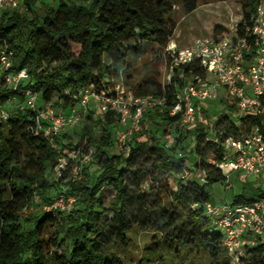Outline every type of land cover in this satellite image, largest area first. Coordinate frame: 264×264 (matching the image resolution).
Wrapping results in <instances>:
<instances>
[{
	"label": "trees",
	"instance_id": "obj_1",
	"mask_svg": "<svg viewBox=\"0 0 264 264\" xmlns=\"http://www.w3.org/2000/svg\"><path fill=\"white\" fill-rule=\"evenodd\" d=\"M86 1L58 0V7L42 19L34 13V0H24V14L19 9L0 14V53L11 52L12 69L28 74L17 90L0 79V110L7 113L0 118V264H125L112 250L128 249V235L136 231L154 234L147 249L152 255L180 249L206 257L209 264H234L223 234L206 215L209 193L189 177L187 155L196 158L194 171L207 185L224 182L215 165L225 158V140L261 125L264 117L240 118L237 127L229 114L221 113L210 133L202 127L193 132L187 151L183 138L172 148L156 138L150 144L142 141L143 126L129 141L128 156L109 152L119 131L114 113L100 116L96 126L90 114L88 123L78 126V142L65 143L63 133L55 138V148L37 132L35 117L44 107L69 113L86 90L109 92L113 73L107 60L122 47L140 42L166 50L176 31V7L191 14L199 0ZM240 2L237 33L242 37L253 24L259 0ZM191 76L203 78L206 72L198 65L178 69L170 84L161 87L150 78L137 84L133 94L162 99L160 121L179 124L182 114L171 116L170 111L177 90ZM24 91L37 94V110L27 104L10 114L11 100H27ZM150 112L143 123L153 119ZM158 126L163 128L160 122ZM78 149L80 157L92 149L91 163L100 166L90 182L72 179V162L60 176L55 173L62 155ZM62 187L76 198L73 208L45 211ZM106 191L112 193L109 205ZM251 201L238 198L234 204ZM28 209L32 225L25 227L21 214ZM136 264L152 262L142 258ZM240 264H264V244L247 248Z\"/></svg>",
	"mask_w": 264,
	"mask_h": 264
},
{
	"label": "built area",
	"instance_id": "obj_2",
	"mask_svg": "<svg viewBox=\"0 0 264 264\" xmlns=\"http://www.w3.org/2000/svg\"><path fill=\"white\" fill-rule=\"evenodd\" d=\"M20 5V0H0V14L6 9H19ZM237 29L238 25L218 39H196L192 45L182 49L169 44L165 50L167 84L172 82L178 69L198 65L206 72L203 78L191 76L175 94L177 104L171 109L170 115L182 114L179 123L181 127L196 124L198 106L217 100L220 88H224L234 100L239 119L247 116L264 117V0H259L253 24L246 34L239 36ZM12 57L11 52L0 53L2 78L17 90V85L27 79L28 74L25 69H12ZM123 86V82L113 81L109 92L97 94L86 90L79 98L78 108H71L69 113L51 106L44 107L35 117L37 132L43 134L55 148V138L68 128L81 126L94 102L97 104L94 110L97 115L114 113L117 116L119 131L115 149L128 156L131 149L129 141L142 131L145 112L156 104L163 106V101L152 95L137 98L130 93L125 96ZM24 95L28 107L37 110V94L24 91ZM0 118H7L4 110H0ZM224 145L225 158L215 166L225 176L227 189L231 188L226 174L228 170L242 171L248 176H264V120L261 125H255L245 132L241 130L237 135L227 138ZM228 150L234 151V154L230 156ZM80 151L78 149L68 156L62 155L55 168L57 176L72 162V179H85L83 170L92 162L93 150L90 149L87 154L78 158ZM75 202L76 198L66 195V189L62 187V193L56 201L45 206L44 210L50 212L61 208L70 211ZM205 212L210 219L218 216L214 224L222 230V244L234 264H240L247 248L264 244V192L258 200L245 204H233L224 208H214L208 204Z\"/></svg>",
	"mask_w": 264,
	"mask_h": 264
},
{
	"label": "rangeland",
	"instance_id": "obj_3",
	"mask_svg": "<svg viewBox=\"0 0 264 264\" xmlns=\"http://www.w3.org/2000/svg\"><path fill=\"white\" fill-rule=\"evenodd\" d=\"M68 2L78 5L88 4L86 0H68ZM23 3L24 0H20L21 5L19 10L21 13L25 11ZM58 5V0H34L33 10L35 15L42 19L48 10L56 9ZM173 19L176 22V31L170 45H175L177 48L182 49L192 45L196 39H213L215 36H221L225 32L235 28L242 20V4L240 0H199L197 9L191 14H186L183 9L176 7ZM165 53V50H161L152 44L140 42L127 44L107 60L113 73V81L123 82L125 96L133 93L134 87L137 84L150 78L157 81L161 87H164L168 83V66ZM1 77L0 64V79ZM209 78L213 80V77L210 76ZM26 105L27 100L25 99L21 101L13 99L8 104L9 112L13 114L18 108L25 107ZM96 106L97 104L92 102L87 113V116L91 114L90 116L95 126L97 125L96 120L100 117L94 111L97 108ZM150 109H152L150 114L153 116V119L151 121L146 119L143 123L144 132L138 137L142 141L148 142V144H150L152 138H156L166 148H172L178 138H183L184 143L182 145L185 147V151H187L190 147L193 132L197 128L202 127L205 130L208 129L210 133L213 120L221 113L229 114L237 127L241 125L235 102L224 88L219 89L217 100L198 106V122L192 126L181 127L179 124H169L168 121H160L161 105L156 104V106ZM87 116L83 119L82 127L88 123ZM159 122L163 128L158 126ZM120 128L123 129V126L120 125ZM78 132V126L68 128L64 132L63 141L65 143L78 142ZM210 138L212 139L211 136ZM109 152L117 153L115 144H113ZM228 153L232 156L234 151L228 150ZM187 156L186 166L190 173L189 177L195 179L199 185L205 188L210 196L209 205L214 208L232 206L238 198L255 201L264 192V176H248L242 171H227L226 174L229 176L228 182L231 185L230 189L226 188L225 181L207 185L205 179L194 171V161L196 158L190 154ZM99 172L100 166L90 163L84 167L83 178L90 182ZM172 180L175 181L174 179ZM103 196L106 205H109L112 200V193L106 191ZM59 210L63 209L59 208ZM30 216L29 209L24 210L21 214L22 223L25 227L32 225V221L28 220ZM215 218L218 219V216L212 219L211 224L216 222ZM217 229L222 232L221 229ZM128 236L130 239L128 249L112 250V253L122 258L125 264H136L142 258L150 259L152 264H209L206 257L180 249H177V254L176 250L172 252L163 250L156 255L150 254L147 249L154 242L152 239L154 234L150 232L136 231Z\"/></svg>",
	"mask_w": 264,
	"mask_h": 264
}]
</instances>
